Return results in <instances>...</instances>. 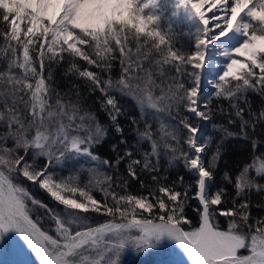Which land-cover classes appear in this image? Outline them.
Instances as JSON below:
<instances>
[{"label": "snow or ice", "instance_id": "snow-or-ice-1", "mask_svg": "<svg viewBox=\"0 0 264 264\" xmlns=\"http://www.w3.org/2000/svg\"><path fill=\"white\" fill-rule=\"evenodd\" d=\"M157 7L158 0H0V37L8 63L7 69L0 72V124H6L8 129L0 134V142L9 138L14 142L13 148L0 143V237L9 232L18 234L39 264H119L126 248L140 250L164 240L178 245L190 264H264V219H257L254 229L248 224L251 191L264 193V184L257 179L264 177V154L235 176L233 207L216 209L213 206L221 205L227 192H208L218 166L220 144L205 165L202 153L212 138H205L203 145L199 143V120L208 121L212 115V105L203 98L201 85L204 74L214 63L219 64V58L223 59V66L217 68L210 81L214 96L229 101L241 120L242 138H247L250 123L254 130V122L243 118L245 109L237 100L243 99L247 104L245 93L249 90L264 98V0H178L177 7L189 9L200 25L194 50L187 54L173 50L168 37L160 31L159 16L153 11ZM117 51L120 77H102L101 72H110ZM65 53L71 58L66 74L78 75L91 91L102 94L101 110L117 135L122 137L123 133L118 123L122 109L111 92L130 97L136 103L140 119L145 121L143 131L137 127L138 142L149 141L150 153H145L143 160L131 159L127 165L129 176L137 178L138 164L149 172L156 171L158 165L152 164L150 157L158 158L161 146L171 152L170 166L182 159L185 168L196 174L194 198L201 206L195 209L199 217L197 227L185 228L191 225L185 215L189 189L181 192L175 182L172 186L162 184L159 194L153 190L146 196L118 194L113 190L112 176L95 165L99 157L92 151L94 145L106 138L108 125L101 124L94 113L78 104L65 103L59 93L55 105L51 103L55 90L51 87L50 65L59 64ZM77 58L89 67L81 68ZM150 59L155 71L153 67L144 68ZM166 66L174 68L175 74ZM91 67L99 71L94 72ZM13 69L22 75L15 74ZM156 76L161 78L160 83ZM156 89L159 95L155 94ZM21 104L27 116L21 111ZM181 108L197 118L195 125ZM149 110L157 114V120L159 113H167L178 123L166 125L160 120L158 140L148 123ZM249 114L254 115L250 105ZM259 120H264V110L255 116V121ZM132 123L138 125L140 121L133 117ZM183 130H187L188 148L194 151L180 148ZM218 130L228 137L237 135L223 126ZM121 143L126 141L122 138ZM257 147L253 140L252 148ZM21 148L25 153L32 150L31 162L17 154ZM72 154L94 162L87 169L89 179L83 186L78 175L57 180L48 172L52 161L60 164ZM125 156L131 158L130 149ZM39 158H45L43 168L36 166ZM122 159L118 156L115 164L118 166ZM100 163L112 166L108 159ZM14 176H22L45 190L64 206V217L32 197L24 186L14 182ZM151 178L158 182L157 176ZM120 179L118 176L117 181ZM178 179L182 185L183 177ZM224 179L232 183L229 174L225 173ZM93 188L102 193V202L91 194ZM37 206L45 208L54 220L57 238L43 231L32 218ZM89 212L109 219L92 226L90 218L83 215ZM217 212L219 216L232 217L226 230L214 223ZM243 226L249 228L250 239L241 230ZM73 227L78 230L71 231ZM245 248L249 254L239 255V250Z\"/></svg>", "mask_w": 264, "mask_h": 264}, {"label": "trees", "instance_id": "trees-1", "mask_svg": "<svg viewBox=\"0 0 264 264\" xmlns=\"http://www.w3.org/2000/svg\"><path fill=\"white\" fill-rule=\"evenodd\" d=\"M158 27L162 33H164L168 39L173 50L180 53H190L193 51L191 45V40L189 41L186 38L188 34L187 30L182 26V24L178 23L175 25L171 19H159ZM134 47V43H133ZM5 44L3 42L2 37H0V72H4L7 67V57L4 52ZM155 54H153L154 56ZM117 59L112 60L111 70L110 72H101V76L107 78L110 75L113 79L119 78L121 75V65L119 61V53H116ZM71 58L67 53L64 54V59L59 64H51L52 70V80L51 87L55 90L52 94L51 103L55 105V101L57 99L56 93H59L65 103L78 104L79 107L83 110H87L89 112L94 113L99 122L104 125H108L107 136L103 139L102 143L96 144L92 147L93 153H95L99 160L95 162V165H98L100 170L107 175L112 176V184L113 190L118 194H133V195H148L153 190L158 193V188L162 184H166L172 186L175 182L176 187L179 191L184 192L185 188H188V200L185 204V215L188 219L191 220V225H185L186 229H190L191 227H197L199 222V217L197 211L195 209L201 208L199 205L198 199L194 198V193L196 191V174L185 168L184 162L182 159H177L172 162L171 166L168 161L171 157V152L166 151L163 146L160 148L159 157L151 156L150 162L154 165H158L157 170L154 172H149L143 169L142 164H138L135 166L137 178L133 179L128 175L127 165L130 163L131 159H140L143 160L145 153H150V142L143 141L138 142L137 136V127L143 131L145 129V121L140 119V113L138 111V107L136 103L127 96H123L118 92H111V95L115 96L119 107L122 109V115L118 118V123L123 128L122 137L117 135L114 131V128L110 125L109 118L107 115L101 110L100 99L102 98V94L97 91H91L89 89L88 83L85 79L80 78L78 75H73L71 73L66 74L68 68L70 67ZM77 63L81 66V68L89 67L84 61L79 60L77 58ZM149 67H153L152 60L146 61L144 63V68L148 69ZM167 70L172 74H175V69L170 66H166ZM37 69L39 70V63H37ZM49 68L46 66L44 70V75L47 76ZM92 71H99L95 67H91ZM13 72L17 75H22L18 69H13ZM144 75V73H141ZM157 83H160L161 78L156 76ZM77 91L79 92V96H77ZM155 94L159 95V89L155 90ZM245 97L247 99V104L243 99L237 100L240 107L245 109L243 113V118L250 122H254V130L253 123H250L247 126V138H242L241 135V120L236 117L234 114V110L230 107L229 101L220 98L217 99L215 96L210 99V103L212 105V115L211 119L208 120V129L205 133L204 139L207 137H211V144L206 148L203 153V163L207 165L212 158V156L217 151V144H220L221 154L218 157V166L214 169V179L209 182L208 192L209 195L214 194L218 189H226V194L222 197L224 201L221 205L213 206L216 209H228L233 207V197L235 196L234 189V179L235 176L242 170L244 166L251 163L253 160H256L257 156L260 154H264V120L255 121V116H258L259 113L264 110V98L260 96L255 91L249 90L245 93ZM249 105L251 109V113L249 114ZM21 111L27 116V111L24 109V106L19 105ZM223 108L224 111L221 112L220 109ZM0 109H2V105H0ZM150 114L148 116V123L151 125V130L154 133V138L159 140L160 132H159V121L162 120L166 125H176L178 122L173 120L171 116L167 113H159V120L154 118L153 110H149ZM181 112L184 115L189 116L190 121L195 125V117L189 115L185 109L181 108ZM135 117L140 123L138 125H134L132 123V118ZM232 120L234 123H229ZM78 122V121H77ZM220 126L225 127L232 133L237 134L234 137H228L225 132L218 130ZM8 131L6 124H0V134L6 133ZM187 136V130H183L181 133V144L180 148L185 152L192 151L188 148L187 143L185 142ZM222 137L224 138L222 140ZM124 139L126 143H121V139ZM256 140L258 147L254 150L252 148V141ZM6 144L7 147L12 148L14 146V142L11 138L7 141L0 142ZM116 146V150L113 151V146ZM131 150L132 156L131 158L125 156L126 150ZM25 153V152H24ZM28 151L27 156L30 157L31 154ZM18 155H23V153H19ZM179 155V153H177ZM124 157L117 166L115 161L117 157ZM81 162L74 168V162L72 163V167L68 166L67 169H62L61 173L63 174H71L79 176V183L83 186L89 179V174L87 169L89 167L94 166V162L87 158H80ZM108 159L112 162V166H105L100 163L102 160ZM41 160V158H40ZM258 162V161H257ZM39 166L44 167V161L37 162ZM58 168V167H57ZM56 168V169H57ZM227 173L232 178V183L225 181L224 174ZM252 174L254 175V169L252 170ZM68 176V175H66ZM121 179L119 182L117 181V177ZM152 176L158 177V182L152 180ZM179 177H183V184L181 185L179 182ZM17 178V177H16ZM15 182L26 187L32 193V195L41 201L43 204L47 206V209H52L54 212L60 213L62 217H64L65 209L64 206L59 204V202L55 201L45 190L39 188L38 185L33 182L27 181L24 177H21L23 180L17 178ZM260 184H264V177L257 178ZM127 181V187H124V181ZM143 182V186L141 184ZM119 183V186H117ZM190 186V188H189ZM94 198L99 201H103L104 197L101 192L92 189L91 193ZM167 199V197H164ZM249 213L250 219L248 224L253 226V229L256 225L257 219H264V193H257L255 190H252L249 197ZM109 203H111V198H108ZM240 201H237L239 203ZM259 205V207H257ZM140 211V210H138ZM32 218H36L37 222L44 228L48 233L51 231V223H53V219L47 216L49 215L48 211L45 208L36 207L31 213ZM87 215L90 220L89 223L92 226H98L100 223L106 222L109 217L106 215H100L97 213L89 212ZM147 215V214H145ZM40 216V218H38ZM50 217V215H49ZM66 218V217H65ZM232 217H224L219 216L218 212L214 217V223L218 224L220 229H227L228 221L231 220ZM237 220L239 218L237 217ZM51 222V223H50ZM73 230H78L73 227ZM245 234H247L250 239L251 232L247 226H243L241 229ZM243 249L239 250L241 253ZM154 249L146 248L144 251H139L135 255H127L120 261L119 264H157V257L154 256Z\"/></svg>", "mask_w": 264, "mask_h": 264}, {"label": "rangeland", "instance_id": "rangeland-1", "mask_svg": "<svg viewBox=\"0 0 264 264\" xmlns=\"http://www.w3.org/2000/svg\"><path fill=\"white\" fill-rule=\"evenodd\" d=\"M177 5H178V0H158V7L157 9L153 11L155 12V14L159 16V19L169 18L175 25H178V23L182 24V26L188 32V34L186 35V38L189 41L191 40L192 42L191 47L194 50L195 35L197 33V30L200 28V25L198 24L199 21L195 16L189 13L185 7H177ZM217 68H218V65H215L214 63L212 67L209 68L208 71L204 74L201 88H202V95L205 100H210L211 98L214 97V88L212 84L210 83V81L215 76ZM216 78L218 79V77ZM202 110H203V105H202ZM189 115L194 116L190 112H189ZM195 121L197 123V118H195ZM208 127H209L208 121L199 120V136L201 137L199 143L201 145H203V138L205 137V133ZM29 152H30L29 154H31L30 157L27 156L26 153H24V150L22 148L17 149V154L23 153V156H25L26 160L31 162V160L33 159L32 150H29ZM203 153H202V162L204 160ZM80 158H87L90 160V158L88 157L75 156L74 154H72L70 158L65 159L60 164L56 163L55 161H52L51 166L48 167V172L53 174L57 180L67 178L70 174H68V172L67 174L61 173L62 170L60 168L63 167L62 169H67L68 166L72 167L73 162H74L73 164L75 168V166L78 165L79 162H81ZM38 161L45 162V158H41V160L39 158L36 161L37 168H41L39 164L37 163ZM16 177L20 180H23L21 178L22 176H14V182H15ZM17 178H16V181H17ZM26 190L30 193L32 197H34L32 193L29 191V189L26 188ZM76 198L80 199L78 195ZM28 204H29V207L31 208L32 207L31 201H29ZM34 209H36V207ZM47 217L50 218L49 215ZM38 218H40V216H38ZM33 219L36 220V218H33ZM51 222H52V219H51ZM51 225H52L50 227L51 231H49V233L44 228H41V229L45 231L47 234L52 235L53 238H57L56 232H55L54 221L53 223H51ZM38 226H40L39 223H38ZM221 230H224V229H221ZM71 231L75 232L73 228L71 229ZM146 248H151L155 250L154 256L157 257V260H156L157 264H190V262L187 260V256L183 253L182 249H180L179 246L176 245L174 242L167 241V240H164L160 242L158 245H155L153 247H145L140 250H137L134 247H128L122 252L120 261H123L125 256L135 255L139 251L146 250ZM84 254L87 255V253H84ZM238 254L243 256L249 253H248V250L245 248L241 251V253L238 252ZM26 263L39 264V261L35 257V254L31 252V250L27 247V245L18 236V234L14 232H9L5 234L3 237H0V264H26Z\"/></svg>", "mask_w": 264, "mask_h": 264}, {"label": "bare ground", "instance_id": "bare-ground-1", "mask_svg": "<svg viewBox=\"0 0 264 264\" xmlns=\"http://www.w3.org/2000/svg\"><path fill=\"white\" fill-rule=\"evenodd\" d=\"M187 9V8H186ZM187 11L189 12V13H191V11L189 10V9H187ZM192 14V13H191ZM193 16H194V14H192ZM209 15H211V13H209ZM198 24H199V22H198ZM189 25V24H188ZM198 28V27H197ZM198 31V30H197ZM194 34V33H193ZM194 39V38H193ZM239 42H242V41H237V44L239 43ZM215 65H218V68H220V67H222L223 66V59L222 58H219V64H216L215 63Z\"/></svg>", "mask_w": 264, "mask_h": 264}, {"label": "water", "instance_id": "water-1", "mask_svg": "<svg viewBox=\"0 0 264 264\" xmlns=\"http://www.w3.org/2000/svg\"><path fill=\"white\" fill-rule=\"evenodd\" d=\"M26 264H31V263H26Z\"/></svg>", "mask_w": 264, "mask_h": 264}]
</instances>
